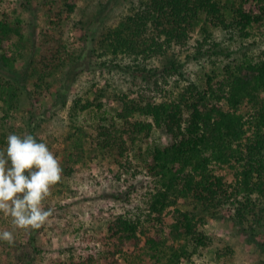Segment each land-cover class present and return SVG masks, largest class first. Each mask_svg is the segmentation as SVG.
I'll list each match as a JSON object with an SVG mask.
<instances>
[{"label":"trees","instance_id":"16d2710c","mask_svg":"<svg viewBox=\"0 0 264 264\" xmlns=\"http://www.w3.org/2000/svg\"><path fill=\"white\" fill-rule=\"evenodd\" d=\"M60 1L70 14L78 0ZM141 4L115 27L103 29L97 40L99 58L107 53L164 58L172 47L185 46L193 33L207 42L220 28L229 29L240 41L255 33L264 36V0H144ZM58 19L50 22L55 28L60 27L62 18ZM58 37L44 32L37 82L63 63ZM22 43L20 20L5 15L0 20L2 66L11 68ZM213 47L218 49L213 54L227 60L221 66L211 61L208 72L195 82L183 75L181 65L163 66L161 80L177 76L185 85L175 82L159 102L143 94L136 99L120 96L118 109L109 114L101 101L104 92L96 90L92 100L71 106V131L57 154L61 175L70 176L78 163L112 158L125 174L134 166L152 183L145 219L113 217L107 234L99 239L103 250L98 258L87 255L78 264H203L215 245L203 229L208 220L243 222L250 217L264 230V49L241 46L231 58L219 44ZM152 77L157 86V75L147 78ZM16 84L17 79H0V110L6 114L17 110ZM90 109L97 113L89 129L77 125L76 114ZM154 130L170 141L151 145ZM131 147L140 160L137 165L128 157ZM37 230L27 231L31 246ZM214 248L215 260L232 261L230 250ZM26 260L22 255L18 258L23 264Z\"/></svg>","mask_w":264,"mask_h":264},{"label":"rangeland","instance_id":"374dc122","mask_svg":"<svg viewBox=\"0 0 264 264\" xmlns=\"http://www.w3.org/2000/svg\"><path fill=\"white\" fill-rule=\"evenodd\" d=\"M46 1L45 4V0H0V20L5 15L18 18L23 35L22 46L17 56L14 55L11 68L0 63V79H17L19 96L16 111L6 114L0 110V150L6 149L8 135L31 134L47 144L61 161L57 154L65 147L71 131V106L75 101L84 104L92 100L93 91L104 92L101 101L107 113L113 114L119 106L116 97L136 99L143 94L159 102L175 82L185 85L177 81V76L161 80L163 66L181 65L180 71L191 82L208 72L211 61L221 66L227 59L213 54L218 51L214 43L231 58H235L241 46L255 51L264 49V36L255 33L240 41L229 29L220 28L213 30L207 42L200 33H193L185 46L172 47L164 58L143 59L111 53L99 58L97 55L101 51L97 40L103 29L115 27L124 17L140 9L144 0H78L70 14L62 1ZM48 12L52 16H48ZM56 13L62 18L58 28L50 24L59 21ZM48 31L56 38L60 36L63 63L57 70L47 71L42 83L37 82L39 76L35 69L43 57V37ZM142 70L145 73L140 74ZM149 75H157V86L154 84L156 77L148 79ZM95 110L79 111L77 125H87L89 129L97 113ZM169 141L162 132H152L151 145L164 146ZM135 150L131 147L128 156L133 165L140 161ZM151 184L143 171L132 166L125 174L112 158L78 163L70 176L61 175L60 181L50 186L42 207L52 209V215L37 232L34 231L33 246L28 244L27 236L31 228H17L10 216L0 212V232L13 234L12 243L0 240V264H23L18 262L21 255L27 259L26 264H78L87 255L98 258L103 250L99 239L107 234V224L113 217L145 219ZM229 211L234 215V210ZM203 229L213 236L214 247L233 253L229 264L264 261V230L250 217L243 222L231 218L208 220ZM214 247L206 253L203 264H227L225 260H215Z\"/></svg>","mask_w":264,"mask_h":264},{"label":"clouds","instance_id":"9594fccd","mask_svg":"<svg viewBox=\"0 0 264 264\" xmlns=\"http://www.w3.org/2000/svg\"><path fill=\"white\" fill-rule=\"evenodd\" d=\"M6 141L0 150V212L17 228L39 229L52 215L42 201L60 181L62 168L48 145L31 134L13 133ZM0 240L12 243V232H0Z\"/></svg>","mask_w":264,"mask_h":264}]
</instances>
